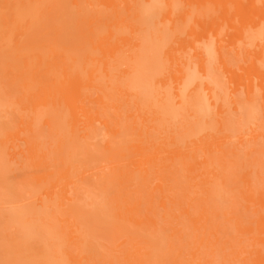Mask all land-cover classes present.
I'll return each mask as SVG.
<instances>
[{"label": "bare ground", "instance_id": "1", "mask_svg": "<svg viewBox=\"0 0 264 264\" xmlns=\"http://www.w3.org/2000/svg\"><path fill=\"white\" fill-rule=\"evenodd\" d=\"M96 1L90 7L93 9L89 18L78 15L70 19L67 12L76 9L77 0H0V54L14 59L2 76L7 85L5 100L20 106L21 114L26 112L30 117L28 122L20 118L15 126L0 123V203L6 196L18 200L27 197L31 201L29 209H46L50 215L46 224L53 230L60 229L61 235L70 236L72 221L79 220L78 225L89 227L97 238L112 240L108 255L90 246L96 261L105 259L94 264L113 262L115 257L119 258V264H194L201 256L206 239L217 247L215 254L221 264H231L233 259L240 264H264V186H255L243 194L247 203L259 202L262 207L259 213L252 204H246L245 212L251 214L243 219L237 210L222 208L230 229L253 240L249 257H242L241 250H234L230 255L223 253L220 243L211 238L213 234H207L211 218L204 217L207 209L200 212V206L206 202L194 195L193 189L200 185L204 193L213 194L219 189L224 192L229 180L236 184L233 188L239 193L247 192L246 188L239 189L241 183L247 187L259 182L264 185L260 165L248 170L243 167L249 165L241 164L249 152L245 151L247 144L240 137L235 138L236 132H233L242 124L241 118H236L232 128L230 115L235 113L238 117L245 105L249 106L246 110L264 109V67H254L250 71L253 73L245 78L233 68L227 56L231 44L225 48L219 45L222 40H229L236 44L239 56L245 53L244 35L250 33L256 48H260L254 54L255 59L263 61L264 0H260L262 4L259 0H214L227 3L222 7L221 17L212 20L209 32L198 31L200 28L196 29L192 23L205 0H198L201 4L196 8L180 4L178 9H184L178 12L173 0H167L159 11L158 21L162 24L157 33L153 30L154 34H149L154 37L147 40H154L160 47L168 44L171 49L163 51L164 46L162 50L157 47L155 50L160 53L154 50L146 63L158 65L166 57L176 61L171 71L161 70L162 76L154 72L152 80L153 88L157 83H169L176 94L189 100L187 105L192 108L185 107L176 116L177 121L170 111L167 117L165 113L163 118L159 115L160 110L152 106L153 99L148 100L152 93L146 101L138 103L139 92L130 91V81L134 80L129 78L134 74L138 81L142 78L143 85V80L152 81L153 74L148 73L149 80L136 67L137 63H144V53L149 48L136 35L142 30L138 21L145 20L146 12L131 16L127 13L123 18L124 6L113 8L111 15H119L121 20L111 24L105 20L107 12L102 5H125L129 0ZM238 15H241L239 21ZM126 19L132 22L128 24ZM180 23H185L183 30H188L189 36L193 35L189 37L190 45H185L184 38L176 31ZM123 26L129 28L130 34L137 32L134 34L137 39L130 46L134 52H120L127 32ZM221 26L225 28L223 32ZM167 29L173 31L171 38ZM108 37V46L101 45L102 38ZM88 45L91 47L86 51ZM81 52L85 54L82 56ZM177 53L189 58L195 67L199 81L195 86H191L194 81L191 83L192 77L185 69L189 63L180 62ZM20 56L25 57L24 61ZM212 58L217 61L213 65ZM226 79L228 87H234L229 93H226ZM197 90L203 92L199 94ZM214 91L218 93L217 98L212 96ZM195 92L203 94L199 96L201 99ZM166 111L168 108L162 113ZM208 113L209 119L203 118ZM41 118L47 121L43 128L36 125ZM202 119L207 124L211 121L210 130L206 128L205 132L202 129L206 126L198 127ZM261 132L259 137L264 138V127ZM244 134L242 131L238 136ZM20 136L25 142L21 149L14 145L10 150L9 145ZM41 136L44 138L40 139ZM14 163L23 167L18 168L17 180L11 179ZM255 164L258 165L257 159L250 161V165ZM180 182L193 192L181 195L183 200L176 198V195L179 198ZM69 185H73V195ZM80 189H84L90 201L80 196ZM43 191L48 194H42ZM222 198L227 200L226 196ZM1 217L3 221L14 222L15 229L20 213L0 209V220ZM58 223L63 225L59 227ZM6 227L12 229L7 224ZM115 248L120 255L114 253ZM184 251L191 256L190 262L183 259ZM67 255L73 263L85 258L73 249ZM212 261L205 264H214Z\"/></svg>", "mask_w": 264, "mask_h": 264}, {"label": "rangeland", "instance_id": "2", "mask_svg": "<svg viewBox=\"0 0 264 264\" xmlns=\"http://www.w3.org/2000/svg\"><path fill=\"white\" fill-rule=\"evenodd\" d=\"M121 1V0H119ZM88 2V3H86ZM260 2V0L258 1V3ZM97 3L96 0H77V7L75 10L71 11L69 10L67 12L68 17L70 19H74L76 16L78 15H82L85 16L87 18L90 17L92 9L90 8L91 6L95 5ZM186 3V4H184ZM227 3V2H226ZM225 3V4H226ZM261 3V2H260ZM2 4V3H0ZM109 4V3H108ZM124 4V3H123ZM123 4H105L102 5V9L104 12H107L106 14V22H109L111 24H116L118 20H121V17H125L126 18V14L127 13H131L130 16L133 14L135 15L138 12H141L142 15H144V13L146 12V17L145 20L143 22L138 21L139 25L141 26V32L136 34L134 32V34L137 35V37H141V41L143 42V40L145 41V43H143V45H145V48L148 45V49L146 48V52L144 53V63L140 62L139 64L137 63V69L142 70L141 74L143 73V76L145 75V77L147 76L150 80V76L152 75L151 80L154 78V74L156 75H160L162 76L161 70H168L171 71L175 66H176V61L174 62V60H170L168 57L164 58L163 60H161V62H159L158 65H149L147 64V60L150 57H152L155 51H157L156 53L159 54L160 50H162L163 47V51L164 49H168L171 47L168 46V44H163L162 47H160L159 45L156 46L152 40L151 42H149V40L151 39L150 37H154V35H150L149 34L152 33L154 34L153 30L155 31V33H157L156 29H159V27L161 26L162 23H159L160 21H158L159 18V11L163 10L164 6H166L167 4V0H129L128 3H126L125 5ZM173 7H176V12L178 11H182V8L184 9V7L188 8L191 6H194L195 8L201 4L198 2V0H173ZM184 5V7H181V10L178 9V5ZM188 4V5H187ZM204 6L200 9V12L198 11V18H195V20H202V22H198L195 21L194 19H192V15H190V20L192 21L193 24H195V28L202 31L205 30L204 32H206V30L209 32V27L212 26L213 21L217 20L219 17H221V10L224 4V2H216L214 0H205L203 2ZM229 5H231V3H228ZM262 4V3H261ZM260 4V5H261ZM123 7L121 10V17L118 16H112L111 15V11L114 8L120 9L119 7ZM188 6V7H187ZM185 8V9H186ZM193 8V7H191ZM261 8H263V6H261ZM178 10V11H177ZM202 10V11H201ZM194 11V10H192ZM156 12V13H155ZM161 12V11H160ZM196 12L193 14H197ZM148 14V15H147ZM111 15V16H110ZM158 15V16H156ZM123 17V18H124ZM157 17V18H155ZM161 17V16H160ZM217 18V19H216ZM239 18H241V15L236 16V20L239 21ZM157 19V20H155ZM215 19V20H213ZM213 20V21H212ZM127 21V19H126ZM177 20H175L174 22H176ZM210 21H212L210 23ZM128 22H132V20H128L126 23ZM178 22V21H177ZM125 23V24H126ZM129 24V23H128ZM212 24V25H210ZM216 26V24H215ZM218 26V25H217ZM124 27V30L127 29L126 32V36H124V41L122 42V44L124 45V48H122L120 50V52H134V50H132V47H130L133 43V39H137V37H134V34H130L131 31L129 30V28ZM186 29L185 27V23L182 24L180 23V26H177V30L178 31V35L181 36L182 38H184L185 40V45H190V36L193 35H188L190 34L187 31H184L183 29ZM238 28V27H237ZM211 29H213L211 27ZM50 31L53 29H49ZM152 30V31H150ZM225 30V28L223 26H221L220 31L223 32ZM137 31L139 32V30L137 29ZM125 32V31H124ZM124 32L121 30L120 33L124 34ZM168 37L171 38V35H173V31H170L169 29L166 30ZM235 32V31H234ZM232 32V33H234ZM160 33V32H159ZM220 32H218L219 35ZM237 33V32H236ZM52 33H49V35H51ZM139 35V36H138ZM132 36L134 38H132ZM216 35H212L211 37H215ZM190 37V38H189ZM245 37V41L243 42V44H245V53H241L239 56L236 55V44L230 42L229 40L225 39L222 40L221 44L223 48H225L227 45L231 44L228 49V55L231 64L233 65V68L236 69V71L238 73L243 74V76L245 78H247L249 75H251L253 72H250L251 70H253V68H260V67H264V60L260 61V60H256L257 58L255 57V53L257 51L260 50V48H256V45L254 43V39L251 37L250 33H247L244 35ZM145 38V39H144ZM149 38V40H147ZM194 38V37H193ZM102 42L101 45L103 46H108L109 44V37L108 38H102ZM179 40V39H177ZM135 42L139 41V40H134ZM149 42V43H148ZM175 42H173L174 44ZM204 41L201 42V44H203ZM197 45H199V42L197 43ZM179 46V45H178ZM86 48L89 47L85 46ZM91 47V45H90ZM90 47L87 49H85L86 51H89ZM156 47V48H155ZM157 47H159L160 50H155L157 49ZM153 51H152V50ZM169 49V50H170ZM181 49V48H180ZM155 50V51H154ZM165 50V51H166ZM191 47H189V51H191ZM85 51V52H86ZM91 51V50H90ZM144 51V50H143ZM162 51V52H163ZM85 54L84 52H81L80 54L82 55ZM89 53V52H88ZM180 53H182V51L180 50ZM80 54H76L77 56H81ZM82 55V56H83ZM179 55V61L181 62L183 60V62H188L189 65L185 68L186 72L188 74H190V79L192 77V81L191 83L193 85H191L192 87L195 86L196 82H199L197 79L198 75L195 72V67L192 66V64H190V59L189 58H183L182 54H176ZM10 57H7L6 55H2L0 54V123H7L10 125H16L20 118L24 119V122H28L30 121V117L28 116V114L26 112L22 113V111H20V106H14V105H10L9 102L7 103L5 100V90H6V84H5V79L2 78V76H4V73L6 72V69L8 68V65L10 63L14 62V59L12 58V60L9 59ZM256 58V59H255ZM20 59L24 61L25 57L24 56H20ZM142 60V59H141ZM22 61V64H23ZM215 62H217L214 58H212V65L215 64ZM134 63V62H133ZM130 64V63H129ZM143 64V65H142ZM217 64V63H216ZM35 66L37 65V63L34 64ZM134 65H136V62L134 63ZM132 65V66H134ZM126 65H124L123 67H125ZM147 66V68L151 71H149L147 68H145ZM153 66V67H151ZM155 66H157V68H155ZM143 67V68H142ZM142 68V69H141ZM146 70H145V69ZM160 69V70H159ZM138 70V72H139ZM144 70V71H143ZM156 70V71H155ZM157 71H160L159 73ZM146 72V73H145ZM156 72V73H154ZM140 73V72H139ZM151 75H149V74ZM138 75V74H137ZM136 74H134L131 78H129V80H134V81H130V86H131V93L133 94L134 92L138 91L139 92V98L137 99V102L140 103L143 101V99H145L146 101V97L147 95H151L150 93H152L151 96H149L148 100L150 99V97L153 99V108H155L156 110H160L159 115L163 118L166 114V117L168 115V112L170 111L173 116H171L173 119H177L176 116L184 111L185 107H191L188 106V102L189 100L185 99L184 97H182L179 94H176L174 92V89L172 87H170L169 83L166 84H162V83H157L156 87L153 88V80L151 81V83L145 82L143 80V82L145 83L144 85L142 84L141 79L138 81ZM142 77V76H141ZM144 77V78H145ZM9 78V76H8ZM143 78V79H144ZM147 79V78H145ZM199 80L200 77H199ZM138 81V82H135ZM227 79L225 80V88H226V93H229L230 91L234 90V87H228V83L226 82ZM248 81V80H247ZM139 83V84H135V83ZM135 86H133V85ZM195 84V85H194ZM223 84L221 83V86ZM141 86V88H140ZM218 86L219 90L221 88L222 91V87ZM235 87H238L236 85H233ZM151 90V91H150ZM202 90V89H201ZM148 91V92H147ZM137 92V93H138ZM197 92H199V94H201L203 91L197 90ZM197 92H195V96L199 97L201 95H199ZM154 94V96H153ZM203 96V94H202ZM201 96V97H202ZM212 96L217 98L218 97V93L216 91H214L212 93ZM201 97H199L201 99ZM134 98V97H132ZM136 99V98H135ZM204 99V97H203ZM135 100L133 99V102ZM150 101V100H149ZM152 101V100H151ZM192 102V99H191ZM245 107H249V106H243L242 108H240V111L238 114L243 115V116H238L236 117L233 114H230L232 116V128L234 127V122L235 120H237L236 118H241V127L240 125H237L234 129H236L233 132H236L235 134V138L236 137H240L243 141V144H247V148H245V151L249 152V156L248 158H245L243 163L241 164H245L249 165L248 167H243V168H247L248 170H255L257 168V166H261V172L264 174V138L259 137L262 132L261 129L264 127V109L259 107V108H251L246 110ZM166 108H168V111L163 112L164 110H166ZM206 110V108H205ZM207 111V110H206ZM165 113V114H164ZM67 112L64 111V115L66 116ZM237 114V115H238ZM207 118L204 116L203 118L205 119H209V113L206 114ZM229 116V117H231ZM249 116V117H248ZM234 117V118H233ZM174 120V121H175ZM203 120V119H202ZM177 121V120H176ZM211 121L208 122V124L206 123L205 120H203V122L201 121L199 123V126H206L204 129H202V127H200L203 131L206 132V128H208L207 130H210V124ZM232 122V121H231ZM47 121L44 118H41V121L36 123V125L38 127L43 128L46 125ZM206 123V124H203ZM236 123V122H235ZM238 123V121H237ZM248 123V124H247ZM174 124V123H172ZM170 124V125H172ZM34 125V123H33ZM210 125V126H209ZM35 126V125H34ZM246 129H244V127ZM239 128V129H238ZM251 128V129H250ZM240 129H244L239 131ZM254 131H253V130ZM201 130V131H202ZM199 130V132H201ZM239 131V132H237ZM242 131H245L244 135H240L238 136L239 133H242ZM246 131H248L246 133ZM202 134V132H201ZM260 134V135H259ZM44 137L41 136L40 139H43ZM15 143L10 144V150L14 149V145H16V147L18 149H21V145L24 144V140L21 139L20 137H16L15 138ZM247 142V143H246ZM261 151V152H259ZM16 155V153H13ZM257 159L258 160V165L255 164V166L250 165V161ZM1 161V160H0ZM20 163V162H19ZM13 169L11 170V179L13 180H17L18 179V168L19 170H21V167L18 163H14L13 164ZM245 166V165H242ZM245 170V169H244ZM83 186V184H82ZM236 186V184L233 183L232 180H229V183L226 186L225 191L223 192V190L219 189L218 191H215L213 194L211 193H204L200 187V185H196L193 189H194V195H197L198 197H201L205 200V205H201L200 206V212H205L204 210L207 209L208 211H206L207 213H204V217L205 216H209L211 218V220H209V224H208V231L207 234L209 235V233H212L213 235L211 236V238L214 240H216L217 242L220 243V247L223 248L222 252L226 253L228 255H230L232 253V251L234 250H241L243 252L242 257L245 256H250V251L253 249V247L251 246V244L253 243L252 239H248L247 236L242 237L240 234H237L235 231H232L230 229V225L228 222V217H225L223 214V209L226 207V211H230V210H237V213L240 215V218H248L250 216V212H245V205L246 204H252L254 208H257L258 213L262 210L261 205L259 204V202H257L256 200H253V203H247L245 196H243V194H247L249 193L250 190L255 189V186L260 187V186H264L262 182L259 183H252L249 187L245 186L243 183L240 184V188L239 189H245L247 192H238L236 189H234L233 187ZM84 187V186H83ZM229 187H230V191H229ZM68 188L71 191V195H73V185H69ZM179 198L176 195V198L178 200H183L181 199V195L187 194V192H189L190 194H193V192L189 191L185 184H182V182H180V186H179ZM221 191V192H220ZM42 194H48V191H43ZM79 194L81 197L84 198L85 201H90L91 199L88 198L87 193L84 191V189H80L79 190ZM36 195L38 196V194L36 193ZM40 195V193H39ZM192 196V195H191ZM223 196H226L225 198H222ZM7 199V200H6ZM30 199L25 197L23 199H14V198H8L7 196L5 198L2 199V203H0V209H2V211H10V212H18L20 213V219L18 221V223L15 226V229H13L14 226V222H12L11 220L9 222L3 221V217L2 220H0V264H94V263H98L103 262L102 259L103 257H101L98 261H96L94 259V257L91 255V251H90V246L94 245L95 249L105 255H108L109 251H110V246L113 244L112 240L107 239V238H97L94 234L91 233V229L85 228L83 225H78L79 224V220L78 221H72L71 226H72V232L70 233V236L67 235H61L60 229L58 230H53L51 228H49V226L46 224L47 219L50 217L49 213L47 212L46 209H41V210H30L29 208L31 207V201H29ZM190 206L193 202V200L189 201ZM37 204H39L40 202H36ZM189 204H186V206H189ZM233 205V206H232ZM191 209V207H190ZM6 224L8 226H11L10 228L12 229H7ZM59 227H61L63 224L58 223ZM253 233H257V231H254ZM61 235V236H60ZM253 235V234H252ZM65 236V237H63ZM70 249H73V251L75 253H78L82 256H84L85 258L82 259L80 262L77 263H73L68 255L67 252L70 251ZM217 250V247L212 246L211 242L208 241V239H206L203 243L202 246V253L201 256H199L198 258H196L195 263H200V264H205L207 261L212 259L214 260V264H221L220 263V258L215 254ZM67 251V252H66ZM114 253H117V256L120 255L119 251L117 250V248L114 249ZM186 253V255H185ZM183 259H186L187 262H190L192 260L191 256L187 255V252L184 251L183 254ZM107 260H108V256H107ZM113 262L109 261L106 262L105 264H119V258H114L112 260ZM213 262V261H212ZM212 262L210 264H212ZM194 263V264H195ZM231 264H240L239 260H235L233 259Z\"/></svg>", "mask_w": 264, "mask_h": 264}]
</instances>
